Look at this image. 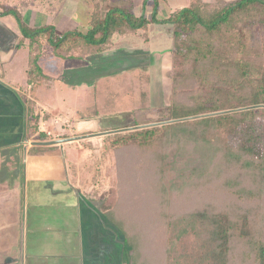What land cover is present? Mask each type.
Here are the masks:
<instances>
[{
  "label": "trees",
  "instance_id": "obj_1",
  "mask_svg": "<svg viewBox=\"0 0 264 264\" xmlns=\"http://www.w3.org/2000/svg\"><path fill=\"white\" fill-rule=\"evenodd\" d=\"M161 1H152L147 16L135 13L132 0H89L84 31L58 32L53 22L29 26L1 1L0 15H13L18 45L28 49V84L44 78L39 65L44 44L63 61L83 59L113 49L116 36L139 37L146 45L151 23L175 22L163 120L175 121L109 133L105 156L114 161L104 173L108 186L99 209L122 237L123 264H165L168 233L182 215L209 221L212 264H264V0H191L159 20ZM24 109L22 139L32 122L36 137L46 140L38 131L39 115ZM134 119L127 127L156 123L144 121L142 107ZM171 147L203 149L206 155L204 167L192 173L194 181L173 189L166 188L163 175ZM86 162L92 180H103L93 160ZM75 181L67 183L77 193ZM228 196L234 202L223 209L220 202Z\"/></svg>",
  "mask_w": 264,
  "mask_h": 264
},
{
  "label": "rangeland",
  "instance_id": "obj_2",
  "mask_svg": "<svg viewBox=\"0 0 264 264\" xmlns=\"http://www.w3.org/2000/svg\"><path fill=\"white\" fill-rule=\"evenodd\" d=\"M3 1L16 9L29 26H36V23L40 25L53 22L58 32L68 29L84 31L89 17V0ZM132 1L136 14L144 12L147 16L150 15L153 0ZM190 1H161L157 19L164 20L170 11L186 6ZM204 1L212 2L213 0ZM0 16H11L14 19L11 14ZM175 26V22H166V20L159 23L153 22L147 31L150 38L148 44L145 45L142 38L132 35L125 38L116 36L115 42L121 44L118 43L109 51L83 59L63 61L54 56L50 47L44 44V51L39 60L41 74L44 78L31 84L30 87H28L27 74L24 71L27 64V49L19 46L16 47L18 53L11 63L0 65V79L5 83L1 84L6 87L7 85L12 86L18 91L24 108L30 107L34 113L40 115L45 113L47 118L43 119L41 125L43 131L47 129L49 133L46 135V140L125 128L133 123L134 113L141 107L146 116L144 121H163L168 113L166 106L170 102L171 82L167 71L171 64V31ZM14 88L12 90L16 94L17 91ZM31 123L27 128H29L28 134L32 136V139L27 142V146L31 145L32 140H39L35 136V130H31L33 125ZM56 132L59 135H55ZM108 135L101 134L53 144L59 148L48 151L51 154H43L47 159L43 161L48 163L62 161L63 164L65 161L69 174H67L68 179L70 176L73 179L76 177L74 184L78 188L76 194L79 197V206L92 210L93 214L98 215H96L97 220L98 217L103 216L99 209L101 193L108 186V176L106 177L104 173L111 170L114 161L113 158L106 161L107 150L105 149L109 142ZM36 147L40 152L51 148L50 145L43 147L36 145ZM171 148L173 150L168 151L169 153L163 160V175L166 188L173 189L190 180L194 181L192 173L204 167L206 155L203 149L175 150V147ZM32 151L27 152L29 162H31ZM59 151H62V156L55 155ZM1 155L8 159L6 166H2L0 157V172L3 174L11 170L9 168L11 163L17 162L15 159L17 153L10 149L5 153L2 152ZM92 160L97 170L103 172V180L99 181L98 177L97 180H92L93 172L91 173L90 167L87 171L84 170L83 167L88 165L86 161ZM70 165H74L72 170ZM49 167L52 168L48 164L45 165V168ZM8 185L11 184L8 182L1 184V188L5 189ZM207 196H209L208 199H212L211 193ZM220 196L215 195V197ZM233 202L234 200L228 196L222 198L220 204L224 209L225 203ZM244 206L250 207L251 203L246 202ZM91 214H80L81 221L83 220L81 231H88L89 219L95 218ZM102 220H100L99 227L95 229L97 238L87 237L85 241L90 244L97 241L102 242L103 259L108 262L111 260L112 264H119L117 262L120 261L118 254L122 237L109 221ZM208 222L207 218L201 215H182L177 218L168 233L171 246L165 255V264H212L213 242L210 240L211 226ZM69 224L67 222V226ZM19 226L17 218L16 223L10 226L6 233L2 232L8 240L0 236V264H22V248L6 247L11 242L19 244L23 239L22 232H18ZM86 248L90 246L86 245ZM96 249L100 250L97 244Z\"/></svg>",
  "mask_w": 264,
  "mask_h": 264
},
{
  "label": "crops",
  "instance_id": "obj_3",
  "mask_svg": "<svg viewBox=\"0 0 264 264\" xmlns=\"http://www.w3.org/2000/svg\"><path fill=\"white\" fill-rule=\"evenodd\" d=\"M0 1L9 5L3 0ZM45 24L49 23L40 25ZM40 25L36 23V26ZM20 37L15 19L11 16H0V65H8L16 56L18 53L16 47H19ZM20 47L27 49L26 45H20ZM27 69L28 49L27 64L24 69L26 74ZM1 83H4L2 79H0L1 162L2 166H6L8 159L6 156L2 157L1 153L10 149L17 153L16 156L14 155L17 162L10 164L11 170L8 172L3 174L0 172V236H3V231L6 233L8 228L16 223L17 218L20 224L18 232H22L23 236L19 244L10 241L12 244L10 243L6 247L22 248V264H112L111 260L108 262L102 257L104 251L102 242L97 241L90 244L85 241L87 237L97 238L95 229L99 227L100 220L103 221L102 219L105 218L102 216L97 220V214H93L92 210L79 206V197L67 183L69 174L65 161L63 164L62 161L45 162L47 159L43 154H51L48 151L57 149L59 146L50 145L49 150L41 152L36 145L39 147L47 145L33 144L34 141L40 140H32L31 145L27 146V142L32 139V136L28 134L27 139H22L25 123L23 103L12 90L14 87L9 85L6 87ZM30 85L28 84V87ZM14 90L16 89L14 88ZM37 114L39 115L38 131L48 135L47 129L43 131L41 125L43 119L47 118L45 113ZM54 134L59 135L58 132ZM30 150H33V154H37H32L31 162L27 157ZM57 154L61 155L62 151L55 153V155ZM46 164L52 168H45ZM6 182L11 185L2 189L1 184L4 185ZM83 213H92L91 216H95V218L89 219L88 231L84 232L81 231L83 221H81V215ZM67 222L70 223L68 226ZM4 236L3 239H7ZM83 243L84 246H82ZM96 244L99 245V251L96 249ZM86 245L90 248H86ZM118 255L120 261L117 263L122 264L121 242Z\"/></svg>",
  "mask_w": 264,
  "mask_h": 264
},
{
  "label": "water",
  "instance_id": "obj_4",
  "mask_svg": "<svg viewBox=\"0 0 264 264\" xmlns=\"http://www.w3.org/2000/svg\"><path fill=\"white\" fill-rule=\"evenodd\" d=\"M171 121H175V120H168V121H162V122H156V123H149V124L125 127V128H122V129H115V130L105 131V132H100V133H95V134H85V135H77V136H74V137L58 138V139L43 140V141H34L33 144L53 145V144H57V143H61V142H68V141H72V140H77L79 138L81 139V138L91 137V136H95V135L109 134V133L120 132V131H124V130H130V129H138V128H142V127H146V126H151V125L165 123V122H171Z\"/></svg>",
  "mask_w": 264,
  "mask_h": 264
}]
</instances>
